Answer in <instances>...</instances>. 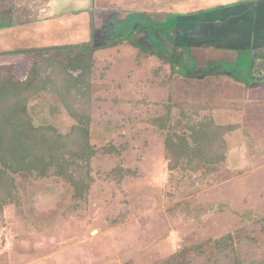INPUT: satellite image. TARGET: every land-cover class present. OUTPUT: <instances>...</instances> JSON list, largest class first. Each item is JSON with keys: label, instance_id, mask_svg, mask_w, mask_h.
Segmentation results:
<instances>
[{"label": "rangeland", "instance_id": "rangeland-1", "mask_svg": "<svg viewBox=\"0 0 264 264\" xmlns=\"http://www.w3.org/2000/svg\"><path fill=\"white\" fill-rule=\"evenodd\" d=\"M101 1H84L82 13L72 14L89 22L90 40L98 45L89 82L83 81L86 98L73 92L68 101L90 119L95 153L83 177L86 191L76 195L61 176L11 174L15 202L0 209V264H159L181 249L183 262L230 264L214 263V240L228 233L241 259L260 260L264 74L252 68L264 47L261 58H253L249 32L256 27L251 7L257 0H152L150 9H170L154 23L158 35L140 3ZM14 12L11 5L0 9V29L15 24ZM72 40L66 36L62 43ZM135 43L167 58L177 52L180 73L176 67L171 74V63L156 55L139 58ZM169 74L178 79L174 86ZM204 103L209 108L196 110L193 120L209 116L218 126H234L221 137L225 160L210 172L168 169L165 139L182 131L175 126L179 105ZM27 115L36 126L53 125L61 133L76 124L56 92L31 97ZM116 168L129 176L118 180Z\"/></svg>", "mask_w": 264, "mask_h": 264}, {"label": "trees", "instance_id": "trees-1", "mask_svg": "<svg viewBox=\"0 0 264 264\" xmlns=\"http://www.w3.org/2000/svg\"><path fill=\"white\" fill-rule=\"evenodd\" d=\"M8 2L11 0H0V4ZM158 2L156 6L166 4V2L163 4ZM153 6L155 1L149 7L144 8L141 5L138 9L142 8L140 11L149 23L148 27L153 28L152 30L158 35L160 28L154 23L165 20L170 14V9L168 11L161 8L150 9ZM90 39L91 36L88 40L71 44L15 48L9 52L28 55L32 62L21 80L15 79L8 65L2 67L0 71V209L8 202H15V196L11 194L12 189L8 188V184L13 187L11 178L13 173H27L35 177L61 176L74 185L76 195L86 191V178L83 177L87 176V162L95 153L89 143L90 119L88 112H77L72 106H68V101L73 92L80 96L78 98H86L83 90H88L89 86L83 81L89 82L88 79L94 68V51L98 47ZM115 42L116 40H113V43ZM133 45L138 46L139 58H144L147 54L156 55L171 63V74L175 72L176 67L177 72L180 73L182 64L179 65L177 61V52L167 58L158 51L146 49L144 45L138 43ZM143 51H147L146 54ZM186 68L188 67H184V70ZM187 73L189 72L182 71L183 75ZM168 81L170 82L168 85L174 86L178 79L175 80L169 74ZM44 91L56 92L76 120V124L67 133H61L49 124L36 126L29 119L27 102L31 97ZM203 108L209 107L205 103L198 106L189 105L186 109L179 105L175 126L182 128V131L170 133L165 139L168 169L180 166L188 167L193 171L206 168V172H210L214 170L215 164L218 165L225 160L226 145L222 144L221 137L224 133L233 131L234 126H218L209 116L193 120L196 110ZM167 113V118L170 119V111ZM103 150L108 151L107 148ZM113 171L118 180L129 176V172L121 168ZM204 243L206 241L197 244L196 249L202 248ZM214 243L217 253L214 263L226 260L230 264H264V256L258 261L249 263L241 259L230 233L217 238ZM183 252L182 249L176 251L159 264H190V261H182Z\"/></svg>", "mask_w": 264, "mask_h": 264}, {"label": "crops", "instance_id": "crops-1", "mask_svg": "<svg viewBox=\"0 0 264 264\" xmlns=\"http://www.w3.org/2000/svg\"><path fill=\"white\" fill-rule=\"evenodd\" d=\"M84 1L90 0H11V2L0 4V9L7 8L8 5L13 6L14 9V25L3 26L0 29V71L2 67L8 65L16 80H21L26 75V72L32 62L31 57L21 53H9L15 48H30L41 47L47 45L66 44L62 43L63 38L70 36L73 42L76 40L89 39L90 25L86 20L83 22L79 16L73 20V11L82 13L84 8ZM96 4L100 5L101 0H95ZM116 1V0H115ZM93 2V1H92ZM132 2L134 5L140 3L142 7L151 6L152 0H128L120 1V3ZM105 4H103L104 6ZM140 5V6H141ZM107 8V5H105ZM125 7V6H124ZM251 9H256L255 16L251 17L252 21L256 22L255 30L249 28L251 39L253 37L252 48L253 58H261L259 55V48L264 47V0H257L255 6ZM70 16L69 18H64ZM56 18V19H55ZM55 19V20H54ZM57 25L62 28L60 30ZM45 27V28H44ZM72 30L68 32L69 28ZM85 30V32H84ZM73 31L75 35H73ZM78 32V33H77ZM86 33V36H85ZM75 38V39H74ZM79 38V39H76ZM82 38V39H81ZM58 40L60 43H52V40ZM45 40H49L48 44ZM258 40V42H256ZM68 44V43H67ZM257 46V47H256ZM256 47V48H255ZM7 52V53H4ZM257 60V59H256ZM261 63H254V71H259L264 74V57L260 59ZM260 73V74H261ZM260 79L263 75H259Z\"/></svg>", "mask_w": 264, "mask_h": 264}]
</instances>
